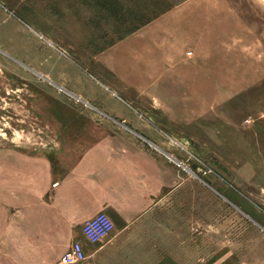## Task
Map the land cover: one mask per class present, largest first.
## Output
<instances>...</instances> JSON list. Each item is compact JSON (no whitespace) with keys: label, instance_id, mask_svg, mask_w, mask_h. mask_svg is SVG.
Listing matches in <instances>:
<instances>
[{"label":"rangeland","instance_id":"obj_1","mask_svg":"<svg viewBox=\"0 0 264 264\" xmlns=\"http://www.w3.org/2000/svg\"><path fill=\"white\" fill-rule=\"evenodd\" d=\"M159 1L166 14L151 31L179 68L111 74L85 68L81 40L77 45L70 35L73 21L59 10L54 22L43 7L39 73L11 64L8 79L0 81V97L10 98L0 105V144L8 143L9 133L15 143L41 144L44 169L61 143L57 129L77 122L69 118H137L158 132L161 147L186 166L185 174L200 177V264H264V0ZM73 219L43 216L44 257L64 252L66 236L77 227Z\"/></svg>","mask_w":264,"mask_h":264},{"label":"crops","instance_id":"obj_2","mask_svg":"<svg viewBox=\"0 0 264 264\" xmlns=\"http://www.w3.org/2000/svg\"><path fill=\"white\" fill-rule=\"evenodd\" d=\"M158 2L0 0V81L11 64L39 73L43 7L54 22L59 10L73 21L76 29L70 35L77 45L81 40L85 68H107L109 74L116 68H179V59L171 64L167 49L155 44L151 30L166 14ZM9 103L10 98L0 97V105ZM75 117L69 120L76 123L57 129L61 143L51 150L48 168L43 169L41 144L15 143L12 133L8 143L0 144V264H61L77 241L86 256L81 264H200V177L185 174L161 147L158 132L139 125L137 118ZM100 118L104 122H80ZM101 214L111 219L114 230L90 245L81 227ZM43 216L76 218L77 227L57 256L42 255Z\"/></svg>","mask_w":264,"mask_h":264},{"label":"built area","instance_id":"obj_3","mask_svg":"<svg viewBox=\"0 0 264 264\" xmlns=\"http://www.w3.org/2000/svg\"><path fill=\"white\" fill-rule=\"evenodd\" d=\"M178 166L183 170L186 169V166L178 163ZM114 230V225L111 219L104 215H98L93 219L86 221L80 230L82 239L90 244L96 245L99 244L102 240L107 238ZM86 256L82 243L77 241L74 242L67 252L62 256L60 263L61 264H81L85 261Z\"/></svg>","mask_w":264,"mask_h":264}]
</instances>
